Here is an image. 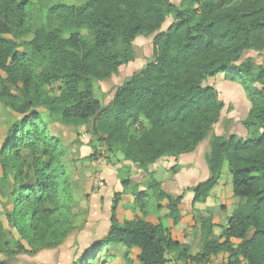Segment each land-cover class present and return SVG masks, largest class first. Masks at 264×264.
Instances as JSON below:
<instances>
[{
  "label": "trees",
  "instance_id": "obj_1",
  "mask_svg": "<svg viewBox=\"0 0 264 264\" xmlns=\"http://www.w3.org/2000/svg\"><path fill=\"white\" fill-rule=\"evenodd\" d=\"M30 10V0H0V104L21 116L0 148V195L9 206L5 223L0 220V250H22V241L51 250L72 231L76 199L64 168L67 147L49 125L84 128L89 146L102 145L117 165L129 161L147 173L149 165L191 153L207 138L222 103L204 82L224 74L250 102L248 137L212 135L205 158L209 177L192 190L193 204H203L230 172L239 203L221 235L214 234L211 210L205 209L192 256L170 234L181 219L182 196L159 190L154 181L150 186L158 200H167V215L148 222L139 202L141 214L120 222L113 206L107 233L72 264H92L118 245L126 249L125 264H167L166 255L181 264H207L222 253L227 264H264V66L243 59L246 52L264 51V0H85L48 8L35 28ZM168 17L173 21L162 31ZM140 36L152 37L153 61L103 107L92 81L105 82L132 62ZM56 83L60 89L53 95L48 86Z\"/></svg>",
  "mask_w": 264,
  "mask_h": 264
},
{
  "label": "rangeland",
  "instance_id": "obj_2",
  "mask_svg": "<svg viewBox=\"0 0 264 264\" xmlns=\"http://www.w3.org/2000/svg\"><path fill=\"white\" fill-rule=\"evenodd\" d=\"M171 1L172 3L176 2V0ZM84 2L85 0H30V19L32 26L35 28L43 24L46 11L48 10V8L54 5L63 4L67 6L77 7L82 5ZM172 21V18L168 17L166 23L163 25L161 30H166L167 27L172 23ZM83 34L86 33L83 32ZM30 39L31 36H27L25 38V40ZM136 40L138 42L135 41V43L133 44V61L128 63L130 65V72L129 70L127 74L124 72V69L126 70L128 67V64H126L119 68V71L116 75L112 76L105 82L92 81L93 95L103 107L109 106L112 101L113 94L117 88L123 86L134 74L139 73L148 63L153 61L152 37L140 36ZM245 57H253L252 60L256 65L264 66V51L260 53H256L253 51L246 52L243 55V59ZM232 76H235V74ZM215 77H218V75ZM207 82L208 81L206 80V83ZM59 89V83L48 86L49 93L53 95H58ZM44 115L45 114L43 112V118H45ZM20 119V115L15 114L9 109H4L0 104V148L3 144V141L5 140V137L10 127ZM142 124L145 125L144 122H142ZM143 125H139L137 130H135V128H131L132 134L137 135V131L139 130V128L141 129ZM49 130L54 137H56V135L59 136V139H61V136L64 137L68 144V146H66L67 152L64 159V168L69 177V187L76 199V203L73 205L72 208L74 214L72 220V231L62 244L51 250H37L34 249L32 246H29L27 243H24L23 241L22 243L24 245V248L22 250H0V261H4L7 264H72L74 261H76L77 257L81 254L83 250L87 249L104 236L102 235V231H100V229L97 230V233L95 232V229H92L91 231L88 229L90 224L92 223V220L94 219V210L93 207L90 206L89 200L90 194L97 193L98 189L104 187L103 183L102 185H100L99 182L101 181L99 179L101 178L97 175L100 173V171L98 170L100 167L98 166V164H96L98 159H101L105 162V164L110 165L112 166V168L118 170L117 175L120 180L121 189L118 192H113V195L111 197L112 202L110 206V211L108 213L110 216L112 212V207L116 206L115 212L117 213V211L120 210L117 219H119L120 222L124 219L125 198L124 186L122 182L124 181L125 177L123 169L124 166L122 164L117 165V160L115 159L114 155L107 153L102 145L94 144L93 146H89L88 142H86V144L82 143V140H89V137L85 133L84 128L78 129L79 131L81 130V132L78 133V130H73L71 128L64 127L60 124H51V126H49ZM212 135L213 132L210 131L207 138L210 139ZM78 143L80 144L78 145ZM176 168L173 169V172L176 170ZM159 173L162 175H166L168 174V170L166 171L160 167ZM155 193L156 192L154 191V194L150 197H143V199L141 198V204L144 205V210L149 209L150 207L155 209L158 205H160V202L164 201L158 200L156 198ZM144 194L145 193H143V195ZM211 197L212 202L218 200L216 195ZM226 205H228V203H226ZM8 208L9 206H3V199L0 195V220L4 223L5 219L3 211ZM222 208L224 210L223 206H221V209ZM106 213L107 212H105L103 206H101L100 208H98L96 214L99 215L101 218H104L106 216L108 217V214ZM201 215H204V211L202 213L198 211L194 213V219L192 221L193 225L191 224V227L188 228L190 229V231L193 230L191 234L188 235L191 237V239H189V247L192 256L196 255L198 252V218H200ZM196 221H198L197 224ZM99 222L101 221H97V223ZM221 231L217 230L218 236L221 235ZM8 234L11 239H17L12 232H8ZM231 243L237 242L231 240ZM117 248L122 247L118 245L110 248L107 253L101 255L100 257H97L92 264H124V256H122L120 251H116ZM166 260L167 264H181V262H176L172 260L169 255H166ZM133 263L134 262H132L131 264ZM208 263L227 264V255L222 253L216 257H211Z\"/></svg>",
  "mask_w": 264,
  "mask_h": 264
},
{
  "label": "crops",
  "instance_id": "obj_3",
  "mask_svg": "<svg viewBox=\"0 0 264 264\" xmlns=\"http://www.w3.org/2000/svg\"><path fill=\"white\" fill-rule=\"evenodd\" d=\"M180 1L181 0H176L175 3H172L170 0V3L179 5ZM135 41L138 42L137 40ZM245 58L253 59V57ZM129 66L130 65L128 64L127 69H124L126 74L128 73V70L130 72ZM207 81L208 82L206 83L205 81L204 84L212 87L215 90L219 102L222 103L220 118L218 119L217 123L213 125L211 130L213 135L225 137L234 135L242 139L247 138L248 130L244 126V123L248 117L250 102L244 90L242 89V86L237 81L231 80L224 75H218V77L209 78ZM38 112L42 116L44 111L39 109ZM54 125H57V123ZM80 132L81 130H78V133ZM56 137L59 138L58 135H56ZM61 140L65 146H68L64 137L61 136ZM81 142L86 144L88 141L82 140ZM208 142L209 138H206L191 153L183 154L176 158L164 157L158 160L155 164L148 166L147 173H139L136 164H133L129 161H124L122 163L124 166V180L128 179L130 182L129 187H124V219L132 214H141L138 203L142 201L143 197H150L154 194L153 187L150 185H152V183L155 181L159 183L160 190L163 192L173 196H182V200L178 205L181 219L179 223L175 225L170 231L172 239L182 240L184 244L190 246L189 239H191V237L188 235H190L193 230L190 231L188 228L191 227V224L193 225L192 221L194 219V213L197 211L202 213L205 211V209L211 210L213 224L215 226L213 232L215 235H217V230L221 231L222 228L226 226L227 219L235 210L239 200L238 198L234 197L232 193L231 174L230 172H226L220 177L218 184L211 190L210 195L203 204H193V187H195L199 182L205 181L209 177L205 160L206 155L209 152ZM98 166L100 167L98 169L100 173L97 175L101 178L99 180L103 183L104 187L98 189L97 193L90 194L89 200L90 206L93 207L94 210V219L92 220V223L88 229L90 231L95 229L96 233L97 230L100 229V231H102V235H105L110 227V216L108 212L110 211L112 202L111 197L113 192L120 191L121 185L117 175L118 170L107 164H98ZM160 167L166 171L168 170V174H160ZM174 168H176V170L173 172ZM143 193L146 195H142ZM135 194L140 195L142 199L139 198L135 200ZM214 195H216L218 200L212 202L211 196ZM226 203H228V205H226ZM166 205L167 200H164L160 202V206L162 207L160 210L158 207L155 209L150 207L149 209L143 210L146 215L145 220L154 223L157 221V218L166 216L168 213V211L165 209ZM101 206H103L105 212H107L106 214H108V217L106 216L101 218L96 214L98 208ZM221 206L224 207V210L223 208L221 209ZM119 213L120 210L117 211V217ZM97 221L101 222L97 223ZM122 248H117L116 251H120L125 259L127 252L125 248ZM133 264L139 263L135 261Z\"/></svg>",
  "mask_w": 264,
  "mask_h": 264
},
{
  "label": "built area",
  "instance_id": "obj_4",
  "mask_svg": "<svg viewBox=\"0 0 264 264\" xmlns=\"http://www.w3.org/2000/svg\"><path fill=\"white\" fill-rule=\"evenodd\" d=\"M96 164H105V162L102 161L101 159H98L97 162H96ZM97 182H99V181H97ZM99 183H100V185H102V182H99Z\"/></svg>",
  "mask_w": 264,
  "mask_h": 264
}]
</instances>
